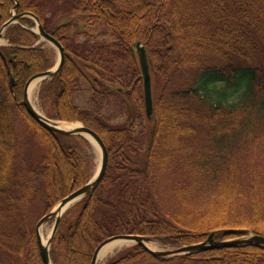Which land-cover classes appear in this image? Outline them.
<instances>
[{
    "label": "trees",
    "instance_id": "obj_1",
    "mask_svg": "<svg viewBox=\"0 0 264 264\" xmlns=\"http://www.w3.org/2000/svg\"><path fill=\"white\" fill-rule=\"evenodd\" d=\"M57 1L82 21H96L100 36L76 41L71 23L51 29ZM14 12L36 15L66 50L62 70L40 88V109L51 120L93 129L109 151L98 189L61 219L53 264H91L98 246L121 234L173 247L201 243L212 232L217 240L264 236V0H0V29ZM35 27L21 18L0 47V264H43L38 208L48 214L87 184L94 168L80 152V144L92 148L87 139L49 131L18 105L28 81L56 64L52 50L35 46ZM138 42L152 73V118ZM261 60L262 69L240 64ZM82 83L84 105L76 101ZM112 97L122 103L116 113L131 108L124 125L114 124ZM17 112L26 121L21 133ZM174 260L264 264V247L166 259L135 245L107 264Z\"/></svg>",
    "mask_w": 264,
    "mask_h": 264
},
{
    "label": "water",
    "instance_id": "obj_2",
    "mask_svg": "<svg viewBox=\"0 0 264 264\" xmlns=\"http://www.w3.org/2000/svg\"><path fill=\"white\" fill-rule=\"evenodd\" d=\"M17 7L18 5L16 6V8ZM25 16H29L35 19L37 23V29L34 32L40 35L42 39L53 44L58 49V52L60 54V60L55 68L49 71H46V72L39 73L28 81L25 87L23 101L19 103V106H23L27 114L35 122L40 124L42 127L48 129L49 131H52L54 133H60V134L67 135V136H83L89 141L95 143L102 152V161H101L100 168L98 170V173L92 179V181H90L88 184L80 187L76 191L64 197L57 204L54 210L48 213L47 215L43 216L36 225V235H37V240H38V244L40 248V256H41L42 262L43 264H52L51 247L57 236L63 215L71 208L72 205L84 199L87 195L95 192L97 188L100 186V184L104 180L107 174V171H108L109 151H108L105 141L93 129H90L81 123L77 124V127L73 129L61 128L57 124L56 121L50 120L46 115H44L43 113H41L34 107L32 100L30 99L31 84L37 79L44 81V80L52 79L56 77L57 74L64 67L67 56H66L65 48L62 45V43L59 40H57L54 36L47 33L40 19L32 13H26L23 15L13 14L12 18L8 22H6L0 30V47L2 46L1 41L4 38L5 30L9 26L19 23L20 19ZM136 47L138 50L141 70H142V74L144 78L145 104H146L147 115L148 117H151L154 111V107H153V93H152V76H151L150 66L148 62L147 52H146V49L143 43L138 42L136 44ZM10 88L14 94V89H15L14 78H11ZM51 219H55V225H54V228L52 230L50 237L44 243L42 235H41V228ZM116 240L134 241L137 245L143 247L149 253L157 257H161V258H173V257L186 256V255H190V254H194V253H198V252H202L206 250H211V249H218V248H229V247L249 246V245H257V246L264 247V236L262 235H252L246 238L233 239V240H217L216 232H212L208 236V238L201 243L194 244V245H187V246H183V247H179V248L171 249V250L155 251V250H152L147 245V242H149L151 238L146 237V236H141V235L124 234V235H116V236L110 237L106 239L105 241H103L96 249L94 256L92 258L91 264H98V257L100 255V252L104 249L106 245Z\"/></svg>",
    "mask_w": 264,
    "mask_h": 264
},
{
    "label": "rangeland",
    "instance_id": "obj_3",
    "mask_svg": "<svg viewBox=\"0 0 264 264\" xmlns=\"http://www.w3.org/2000/svg\"><path fill=\"white\" fill-rule=\"evenodd\" d=\"M49 15H50L49 18H50L51 29H55V28L65 24V23H71V25L73 24V31L72 32L76 35V38H75L76 41H84V39H86L87 37H91V36L92 37H99L100 33L102 31L100 25L96 21H94V20L82 21V19H80L76 15H73V13L68 10L67 5H65L64 3L59 2V1H57L51 5V11H50ZM34 30H36V28H34ZM84 33H89L90 35L84 34ZM1 42L4 46L7 44L5 39H2ZM37 45H42L44 48H48V49L52 50L54 53L56 64L59 62L60 54H59L58 50L54 47L53 44H51L50 42H48L46 40H40L39 42H37L35 44V46H37ZM255 62L256 63L251 64L249 62L240 61V64L243 67H250V66L257 67V66H259L262 69V60L261 61H255ZM42 84H43V81L40 83L39 87L37 89H35V91L33 92V96L30 98L31 100H33V102H35V103L37 102L36 104L39 103L38 93H39V90H40ZM87 87H88L87 84H85V83L81 84V86L79 88L80 94L76 98V101L78 104H81V105L85 104V101H86L85 98L87 96V89H88ZM127 105H129V104H124L125 107ZM118 106L121 107L122 103H119L117 98L112 97L110 99L109 112L113 113L114 115L117 114L119 117L114 121V124L124 125L129 120V113L128 112H129V110H131V108L128 107L127 110L124 109L125 110L124 113L119 114V113H116V111L118 110ZM58 123H59V121H58ZM59 124L67 125V124H71V123L60 122ZM25 125H26L25 118L20 113L17 112L16 113V127H17V130L19 133H21L23 131V128ZM146 144H147V142H146ZM91 145H92V148L87 149L85 146L80 144V152L84 156H88L89 158H91L94 161V168H93V174H92V178H93L97 174V172L100 168L101 161H102V152H101L100 148L97 145H95L94 143H91ZM169 181H170V178L166 177L164 179V184H166ZM81 202L82 201H79V203H81ZM79 203H77V204H79ZM40 211H41V208H38V210L36 212L35 221H34L35 225L43 217V216L39 215ZM54 224H55L54 219L48 221L41 228V235L44 236L46 239L49 238V236L51 235L52 230L54 228ZM149 238H151V237H149ZM238 239H240V238H238ZM226 240H231V239H226ZM149 242H150L151 246L153 247L151 249L155 250V251H165V250H171V249L179 248V247H173L170 245H164L160 241L155 240V239H152ZM196 244H198V243H196ZM135 245H136L135 242H129L128 245L116 250L115 253H113L112 255L107 257L104 261H102L98 264L109 263L113 258H115L119 254L129 250L130 248H132ZM191 245H194V244H191ZM180 247H183V246H180ZM167 259H172V258H167ZM0 262L4 263L3 259H1ZM164 264H183V263L179 260H174V261H169V262L164 263Z\"/></svg>",
    "mask_w": 264,
    "mask_h": 264
},
{
    "label": "bare ground",
    "instance_id": "obj_4",
    "mask_svg": "<svg viewBox=\"0 0 264 264\" xmlns=\"http://www.w3.org/2000/svg\"><path fill=\"white\" fill-rule=\"evenodd\" d=\"M41 82H42V80L37 79L31 84V87H30V96L31 97L33 96V92L35 91V89H37L39 87ZM32 102H33V100H32ZM36 103L33 102V105L38 111H40V108H39L38 104H36ZM59 126L61 128H64V129H73V128L77 127L76 124H73V125L72 124L71 125L70 124H67V125L60 124ZM42 238H43L44 243L48 240V238L46 239L44 236H42ZM129 242H133V241L116 240V241H113V242L109 243L108 245H106L104 247V249L100 252V255L98 257V263L104 261L107 257H109L110 255L115 253L116 250L128 245ZM147 245H148V247L153 248L151 246L150 242H148Z\"/></svg>",
    "mask_w": 264,
    "mask_h": 264
}]
</instances>
